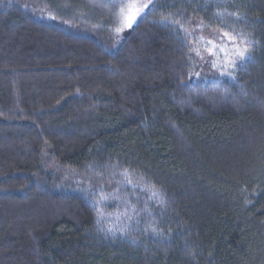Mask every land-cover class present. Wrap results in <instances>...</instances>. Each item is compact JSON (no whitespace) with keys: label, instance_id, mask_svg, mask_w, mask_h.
Masks as SVG:
<instances>
[{"label":"trees","instance_id":"16d2710c","mask_svg":"<svg viewBox=\"0 0 264 264\" xmlns=\"http://www.w3.org/2000/svg\"><path fill=\"white\" fill-rule=\"evenodd\" d=\"M124 5L0 0V264H264V0Z\"/></svg>","mask_w":264,"mask_h":264},{"label":"rangeland","instance_id":"374dc122","mask_svg":"<svg viewBox=\"0 0 264 264\" xmlns=\"http://www.w3.org/2000/svg\"><path fill=\"white\" fill-rule=\"evenodd\" d=\"M126 2L127 0H124V3ZM137 2L140 4H148V6L151 4L148 3V0H137ZM119 12L120 10L116 14L117 16L112 23L113 38H115L116 41L115 45L119 41H121L127 31L131 29L132 25L137 22V20L142 16V13H144L142 12L139 16H137L136 20L133 21L131 27H127L121 23ZM118 27L121 29L119 32L116 31ZM190 34L191 40L189 42V45L191 46V54L194 57L195 62L197 63L196 67H201V71L212 78L218 76H229V71L232 68V65H230V60H240L235 55V49L237 47L243 48L242 43L235 42L234 40L229 41L226 38H223V33H220L218 31H210L199 23L195 25ZM208 41H212L214 44L219 45L220 48L227 49V54L224 51L217 50L216 55H211L208 52V48L210 47Z\"/></svg>","mask_w":264,"mask_h":264},{"label":"snow or ice","instance_id":"6c2138e0","mask_svg":"<svg viewBox=\"0 0 264 264\" xmlns=\"http://www.w3.org/2000/svg\"><path fill=\"white\" fill-rule=\"evenodd\" d=\"M148 3H152V0H148ZM147 7H148V4H140L137 2V0H127L125 5L120 8L119 18H120L121 23L127 27H131L133 21H135L137 16H139L142 12H144V10ZM234 15L238 16L239 14H234ZM162 19L166 20L167 18L163 17ZM120 30L121 29L119 27L116 29L117 32H119ZM223 38H226L229 41H233L235 39L234 36H231L228 33H224ZM240 39L243 43H245V47L243 48L237 47L235 49V55L238 59L243 60L248 55L249 48L247 47L248 41L246 40V37L244 36L243 33L240 34ZM208 44L210 45V47L208 48V52L211 55H216L217 50L224 51L226 54L228 52L227 49L220 48L219 45L214 44L212 41H208ZM230 63L235 64V60H230Z\"/></svg>","mask_w":264,"mask_h":264}]
</instances>
